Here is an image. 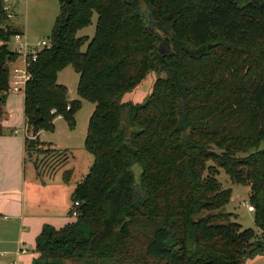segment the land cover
Wrapping results in <instances>:
<instances>
[{
    "label": "trees",
    "instance_id": "obj_1",
    "mask_svg": "<svg viewBox=\"0 0 264 264\" xmlns=\"http://www.w3.org/2000/svg\"><path fill=\"white\" fill-rule=\"evenodd\" d=\"M5 3L0 122L10 63L20 58L9 43L23 33L6 24ZM59 3L50 46L28 57L24 113L37 139L29 150L49 144L38 135L54 131L57 117L75 129L87 100L95 108L85 148L94 159L71 194L76 220L44 225L34 264H245L263 252L257 230L225 210L233 189L219 175L250 186L264 235V0H145L147 11L138 0ZM95 13L94 36L79 35ZM69 65L80 99L58 81ZM155 70L145 102L124 99Z\"/></svg>",
    "mask_w": 264,
    "mask_h": 264
},
{
    "label": "rangeland",
    "instance_id": "obj_2",
    "mask_svg": "<svg viewBox=\"0 0 264 264\" xmlns=\"http://www.w3.org/2000/svg\"><path fill=\"white\" fill-rule=\"evenodd\" d=\"M5 1L11 5L12 13V18L8 19L6 24L19 28L28 36L30 42L36 43L39 40L49 39L54 21L60 11L59 0H21L18 4H15V0ZM138 1L143 11H147L145 0ZM97 17L95 13L92 24L80 30L79 35H88L92 38L95 34ZM9 45L15 49V40L11 39ZM159 75L156 70L150 72L135 90L125 95L124 99L133 103L145 102ZM78 80L79 74L71 66L66 67L59 77V82L69 87V98L72 100L80 99L77 93ZM94 106V103L90 101H83L82 108L76 114L75 129H70L65 119L57 118L54 131H42L41 140L49 144H43L35 149L33 155H28L27 164H24L26 167L25 205L28 213L39 215L44 212L63 210L62 217L70 216L68 214L72 206L70 189L83 180L93 164V155L85 148V138ZM19 128L22 129L24 126ZM5 131L7 130L3 128V134ZM261 147H264V142ZM66 170H72L69 183L63 180ZM219 180L224 188H232L236 197L224 207L225 210L234 212L236 217L233 219L242 223L244 227L257 230L254 212L248 209L250 186L233 183L224 170H221ZM75 220L76 217L71 215L69 222ZM24 241L30 245L31 249L28 254L17 258V264H34L38 258L36 241ZM13 250L15 251L16 247H0V254L7 251L13 252ZM51 264L80 263L67 260L63 263L52 262Z\"/></svg>",
    "mask_w": 264,
    "mask_h": 264
},
{
    "label": "crops",
    "instance_id": "obj_3",
    "mask_svg": "<svg viewBox=\"0 0 264 264\" xmlns=\"http://www.w3.org/2000/svg\"><path fill=\"white\" fill-rule=\"evenodd\" d=\"M11 49L14 50V48ZM19 61L22 62L19 63ZM23 62L24 59L20 56L16 62L10 63V67L15 68L22 66ZM65 68L59 72L58 81L60 74L65 70ZM6 96V116L0 122L2 129L5 128L8 131H5V134L2 133L0 136V247H16L17 250L19 243L25 242L24 240L36 241L37 236L42 231L44 225L50 224L54 225L56 228L63 227L69 223L70 216L67 218L62 217L64 216L61 214L63 210H61V212H44L39 215L31 214L26 211V167H24V164L26 165L28 161L27 157L29 151V142L27 139L28 137L30 138L32 136H26L24 131L27 125L24 113L25 94L24 92L16 93L9 91ZM83 101L85 100H82V102ZM22 126H24V128H19ZM42 133L43 132L41 131L38 137L41 142H44L41 140ZM63 180L65 183H69L66 182L64 178ZM75 187L76 186L70 189V196ZM234 194L235 193L233 191V200L236 199ZM18 225L19 230L17 231ZM257 233L260 238H263L264 241V235L262 231L257 229ZM16 250H13V252H4L6 253L4 256L1 253L0 264H5L13 259L17 260L19 256L16 255ZM245 264H264V251L254 255L253 257L247 258Z\"/></svg>",
    "mask_w": 264,
    "mask_h": 264
},
{
    "label": "built area",
    "instance_id": "obj_4",
    "mask_svg": "<svg viewBox=\"0 0 264 264\" xmlns=\"http://www.w3.org/2000/svg\"><path fill=\"white\" fill-rule=\"evenodd\" d=\"M4 10L6 12V16L8 19L12 18V13H11V5L8 3L4 4ZM16 43L15 51H17L21 57H23L24 62L22 66H18L15 68H11L10 72V79H9V86H10V91L12 92H24L25 87L27 82L31 79V73L28 69V66L30 64V60L28 57H31L32 60H36L39 48H44V47H49L50 46V41L49 40H39L36 43L30 42L28 36L24 33H18L13 38ZM56 110H52V113H55ZM25 135H29V129L28 126L26 125L25 129ZM17 132V131H16ZM75 205H79V202L76 201ZM249 210L254 211V207L252 205H249ZM73 216L77 217L78 212L76 210L73 211ZM31 247L29 244L25 242H20L19 246L16 250V255H24L28 254L30 251ZM2 255H6V253H2ZM5 264H17V260L13 259Z\"/></svg>",
    "mask_w": 264,
    "mask_h": 264
},
{
    "label": "water",
    "instance_id": "obj_5",
    "mask_svg": "<svg viewBox=\"0 0 264 264\" xmlns=\"http://www.w3.org/2000/svg\"><path fill=\"white\" fill-rule=\"evenodd\" d=\"M20 1H21V0H15V4L20 3ZM36 146H37V139H36V137H30L29 147H30V148H36ZM33 154H34V151H32V150H29V151H28V155H29V156H31V155H33ZM233 198H234V197H232L231 200H233Z\"/></svg>",
    "mask_w": 264,
    "mask_h": 264
}]
</instances>
